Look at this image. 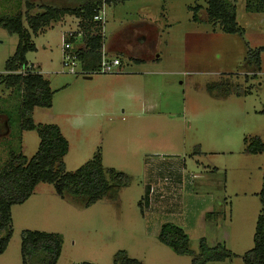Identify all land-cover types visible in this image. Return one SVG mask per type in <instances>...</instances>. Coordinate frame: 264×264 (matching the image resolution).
<instances>
[{
	"label": "rangeland",
	"instance_id": "1",
	"mask_svg": "<svg viewBox=\"0 0 264 264\" xmlns=\"http://www.w3.org/2000/svg\"><path fill=\"white\" fill-rule=\"evenodd\" d=\"M228 1L242 34L206 22L204 0L107 3V37L124 26L151 22L158 29L156 45L139 47L131 34L129 46L112 47L108 54L118 57V72L91 78L80 67L75 74L61 68L63 33L79 30L75 16L31 34L36 49L26 53L27 68L42 74L53 92L51 106L35 107L32 120L60 128L68 142L64 172H75L99 154L105 170L126 174L129 183L115 198L87 206L59 196L51 183H38L25 202L11 207L12 233L0 264H23L25 230L58 236L56 264H114L119 252L140 264H192L190 255L158 240L166 222L185 231L195 253L202 238L209 247L222 244L233 253L205 264H244L241 256L253 247L264 171V152L245 150L253 137L264 143V50L261 69L250 59L264 45V4L257 1L262 10L254 12L246 9L254 0ZM76 4L0 0V17L20 14L29 29L28 15L44 6ZM196 5L198 22L189 10ZM127 34L123 30L120 37ZM120 40L115 44H126ZM17 42L16 34L0 27V74ZM20 106L16 91L0 83L5 117L0 116V171L12 153L30 158L37 150V131L20 130ZM43 259L33 253L25 264H43Z\"/></svg>",
	"mask_w": 264,
	"mask_h": 264
},
{
	"label": "trees",
	"instance_id": "2",
	"mask_svg": "<svg viewBox=\"0 0 264 264\" xmlns=\"http://www.w3.org/2000/svg\"><path fill=\"white\" fill-rule=\"evenodd\" d=\"M74 1L77 3L74 6L60 8L44 6L41 11L28 15L29 29L23 26L20 14L0 17V27L18 36L15 51L5 63V73L0 74V83L7 89L16 91L20 97V130H36L39 137L37 150L30 158L21 153H12L0 171V255L6 249L12 233L11 207L25 202L38 183H51L59 196L79 199L85 206L103 197L115 198L120 188L129 183V177L126 174L113 169L105 170L99 154L94 155L75 172H64L62 158L68 151V142L60 128L56 124H35L32 120V111L35 107L51 106L53 92L49 81L42 74L27 68L26 53L35 50L31 34L35 35L40 29L65 15L75 16L78 19L83 43V47H76L80 69L86 74H91L98 68L103 37L99 33L100 27L92 20V17L102 0ZM251 1L247 0V3ZM257 1L264 4V0H254L253 4L246 5V9L254 12L262 10V4H258ZM105 2L109 3L110 0ZM204 2L206 22L218 24L225 33H243V29L236 22L232 3L228 0H204ZM199 9L200 5L189 7L193 13L191 19L194 22L199 21L197 16ZM67 40L77 45L73 35ZM263 50L264 45L259 46L250 56V59L256 63L257 70L259 55ZM0 116L4 117V115ZM245 150L249 153L264 152V143L258 137H253ZM259 196L261 208L256 219L253 247L241 256L244 264H264V171ZM158 240L179 255H190L192 264L223 261L233 256V253L224 245L217 244L209 247L203 238L200 240L199 252H193L189 247L188 235L181 227L171 222L161 226ZM20 252L23 264L26 263V257L33 253L43 255V264H56L60 255V241L56 234L25 230L21 236ZM114 264L140 263L128 258L124 252H119Z\"/></svg>",
	"mask_w": 264,
	"mask_h": 264
},
{
	"label": "built area",
	"instance_id": "3",
	"mask_svg": "<svg viewBox=\"0 0 264 264\" xmlns=\"http://www.w3.org/2000/svg\"><path fill=\"white\" fill-rule=\"evenodd\" d=\"M106 2L105 0H102L101 5L98 7L97 11L94 13L92 20L98 24L100 27L99 33L104 39L105 36V24H106ZM75 31V30H72ZM68 31L63 33V44H62V55H61V68L62 71H66L69 73H77L78 67H80V61L78 58V54L76 52V46L67 38L69 36H74L75 39L81 40L80 38L82 37V33L78 30L75 32ZM101 57L99 61L98 68L93 71L91 74L94 73H115L118 72L119 66H120V61L118 57L116 56H108V53L105 51V48L101 46ZM80 73L84 75H91V74H86L85 71H82L80 69Z\"/></svg>",
	"mask_w": 264,
	"mask_h": 264
},
{
	"label": "crops",
	"instance_id": "4",
	"mask_svg": "<svg viewBox=\"0 0 264 264\" xmlns=\"http://www.w3.org/2000/svg\"><path fill=\"white\" fill-rule=\"evenodd\" d=\"M115 2V1H119V0H110L109 3L111 2ZM120 2V1H119ZM150 8H148L149 10ZM66 16V15H65ZM64 17V16H63ZM63 17H61L60 19H62ZM59 20V19H58ZM57 21V20H56ZM54 22V21H53ZM62 24V22H61ZM50 26V24L48 25ZM44 28V27H43ZM42 28V29H43ZM42 29H40L36 35L38 33H41ZM122 30H118L116 32H114L112 35H110L109 37H107L106 35L104 36V39H103V46L105 48V51L109 54L110 52L112 53V47H118V50H120V48L122 47H127L129 46V44L132 43V38H131V34H133L134 36H137L139 39L141 40H137V37L135 38V43L139 46V47H147V45L151 44L152 47H155L156 45V38H155V35L153 34V31L154 30H158L157 27L155 26L154 23H151V22H145V23H142V25H138V23L136 24H130L128 26H124L123 28H121ZM126 30L129 32V34H127V36H121L120 37V33L121 31ZM120 38L121 42H126V44H115V41ZM134 38V37H133ZM123 40V41H122ZM76 47H79L76 45ZM75 47V48H76ZM80 47H83V43L82 45H80ZM120 47V48H119ZM151 47V46H150ZM36 49V48H35ZM138 60H142V59H138ZM32 70L33 69V66L31 67ZM259 69H261L259 67ZM35 71V70H34ZM38 72V71H37Z\"/></svg>",
	"mask_w": 264,
	"mask_h": 264
},
{
	"label": "water",
	"instance_id": "5",
	"mask_svg": "<svg viewBox=\"0 0 264 264\" xmlns=\"http://www.w3.org/2000/svg\"><path fill=\"white\" fill-rule=\"evenodd\" d=\"M85 77H86V78H91V76H90V75H85Z\"/></svg>",
	"mask_w": 264,
	"mask_h": 264
}]
</instances>
